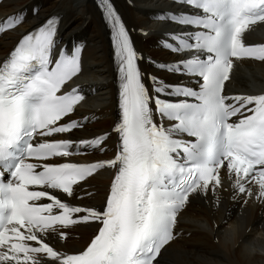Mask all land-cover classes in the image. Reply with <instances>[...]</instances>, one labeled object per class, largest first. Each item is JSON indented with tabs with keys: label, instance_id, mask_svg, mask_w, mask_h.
<instances>
[{
	"label": "snow or ice",
	"instance_id": "obj_1",
	"mask_svg": "<svg viewBox=\"0 0 264 264\" xmlns=\"http://www.w3.org/2000/svg\"><path fill=\"white\" fill-rule=\"evenodd\" d=\"M173 5L157 17L175 26L160 41L171 58L154 60L138 52L112 0H98L111 33L118 115L109 131L87 139L70 138L92 117L78 113L86 94L73 87L82 46L69 50L60 40L58 15L22 32L0 57V264H161L179 235L178 214L193 198L218 203L222 176L233 199L264 201V93L226 91L234 60L264 62V43L244 38L264 24V0ZM26 15L6 17L0 34ZM89 151L101 157L68 160ZM100 170L112 173L104 202L78 203L82 182ZM79 225H94L90 240L58 247Z\"/></svg>",
	"mask_w": 264,
	"mask_h": 264
},
{
	"label": "bare ground",
	"instance_id": "obj_2",
	"mask_svg": "<svg viewBox=\"0 0 264 264\" xmlns=\"http://www.w3.org/2000/svg\"><path fill=\"white\" fill-rule=\"evenodd\" d=\"M38 1L40 10L33 18L43 20L57 12L61 16L60 36L69 40L81 36L88 41L84 49V70L77 83L85 82L89 89L96 87L94 96L85 103L79 114L93 112L100 118L81 131L92 135L105 131L115 120V88L106 30L92 0H4L0 16L19 6ZM123 22L127 25L138 50L154 60L170 59V54L159 48L156 39L174 25L157 17L172 7L168 0H112ZM30 23V22H29ZM26 29L19 26L0 38V56L13 45L15 39ZM255 34L258 42L264 41V24L251 26L245 35ZM165 35H163L164 37ZM231 81L227 89L232 93L264 90V62L235 61ZM143 66V65H142ZM169 78V76L167 77ZM170 78L175 79V76ZM101 157L95 154L94 158ZM111 174L104 171L86 182L84 192H93L82 200L88 204L102 200ZM224 188L218 193V203L212 200L193 198L179 215V236L171 242L161 259V264H264V201L253 196L247 199L233 190L226 175L222 176ZM255 185L253 190L255 191ZM91 225L75 226L69 239L61 242L67 250L80 247L93 232Z\"/></svg>",
	"mask_w": 264,
	"mask_h": 264
},
{
	"label": "rangeland",
	"instance_id": "obj_3",
	"mask_svg": "<svg viewBox=\"0 0 264 264\" xmlns=\"http://www.w3.org/2000/svg\"><path fill=\"white\" fill-rule=\"evenodd\" d=\"M148 55H150V56H156L155 53H149Z\"/></svg>",
	"mask_w": 264,
	"mask_h": 264
}]
</instances>
